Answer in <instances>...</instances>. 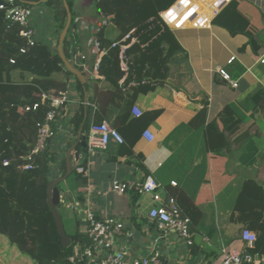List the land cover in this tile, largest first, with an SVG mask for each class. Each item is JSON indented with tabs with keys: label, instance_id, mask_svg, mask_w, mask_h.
Instances as JSON below:
<instances>
[{
	"label": "trees",
	"instance_id": "16d2710c",
	"mask_svg": "<svg viewBox=\"0 0 264 264\" xmlns=\"http://www.w3.org/2000/svg\"><path fill=\"white\" fill-rule=\"evenodd\" d=\"M31 1L39 0H15V3L33 7L29 4ZM74 1L66 0L72 14L70 27L63 41V52L67 59H71L78 49L76 41L71 38L75 27ZM175 1L92 0L94 11L100 16L101 21L109 24L115 35L112 38L106 36L107 26L100 24L97 46L105 53L101 54L98 69L93 77L84 84L76 79V85L81 93L84 91L88 93L91 102L95 101L94 94H96L95 88L91 86L92 83H100V87L105 88V93L113 100L117 101V98L121 100L120 110L113 124L117 130L122 123L126 125L119 131L124 139V143L117 144L119 149L128 146L132 148L140 138V135L133 132L137 125L145 127L149 114L161 112L146 111L140 117H134L131 108L135 99L158 86L165 85L169 63L185 57L174 33L159 16L160 12L166 10ZM43 5L51 8L53 19L62 29L66 20L63 1L47 0ZM235 8L236 3L231 0L212 22L221 13ZM228 29L232 33L243 31L238 28ZM20 30V26L6 18L5 11L0 9V236L7 241L6 248L0 254V264H76L70 261V257L75 254L77 246L83 248L87 243L86 236L80 231L76 220L75 233L69 235L70 244L67 247L62 245L46 199L47 186L56 175L50 168V164L57 159L52 139L47 140L43 150L33 155L32 168L26 170L21 168L27 162L23 157L33 148L38 129L44 124L48 110L45 104H39L36 109L28 111H24L23 106L40 102L42 92L65 91L67 80H56L53 77L54 73H64L66 76L72 74L64 67L57 51L53 52L37 39L33 44H28L20 36ZM131 30H134L132 35L136 40L133 43L129 40L122 41ZM260 31L259 34L264 33V28ZM123 44L128 45L123 52L126 71L121 69L119 58L120 45ZM76 67L80 70L82 68ZM90 68L92 69V66ZM224 69L233 79H237L245 72V68L235 58ZM15 71H18L19 80L12 78ZM25 74L31 75L32 79H26ZM263 93L264 91L258 86L240 101L225 105L211 118L207 113L206 94L199 92L189 95L191 100L200 102L202 108L188 122L181 124L187 129V133L192 135L193 143L201 145L195 155H202L205 159L206 175L199 184L198 193L205 187L210 191L207 196L201 197L202 201L199 203H204L202 206H199V203L195 204L193 210L185 207L184 214L191 219V222L193 220L195 225L203 229L211 240L218 242L220 236H223V226L228 221V212L234 207L243 219L248 220L251 224V229H248L254 231L256 235L255 242L247 249L251 254L264 253L263 189L254 179L245 180L228 174L225 162L231 153L232 143L238 144L254 135L253 130L256 128L250 114L261 106ZM84 107V105L80 106L72 122L75 134L83 123L81 136L85 137L89 124L84 116ZM63 113L62 107L60 114ZM59 120L57 116L51 123L53 131ZM76 148L78 151L85 150V147H81L79 143ZM130 154L131 151L128 149L127 156ZM4 160L8 161L7 166L2 164ZM65 169L64 160L60 172L63 174ZM72 173L75 174L78 185L87 183V176L76 172V164L72 167ZM175 183L178 185L177 182ZM58 187L61 191L59 185ZM228 187L229 189H226ZM225 190L229 192L228 197L232 200L230 203L225 197ZM130 194L131 204H134L139 194L133 189L130 190ZM176 198L181 201L180 194H177ZM80 199H83V195ZM219 199L223 200L222 206L226 203L228 205L227 212L224 209L221 215L215 207L218 206ZM60 208H62L61 204L57 206L58 210ZM205 213L206 218L211 216V223L208 225H205V222L198 223ZM97 216L101 217L98 214ZM198 251L200 252L196 244L189 245L190 253ZM201 252L208 259V263L216 256L207 249H201Z\"/></svg>",
	"mask_w": 264,
	"mask_h": 264
},
{
	"label": "crops",
	"instance_id": "0c3cea01",
	"mask_svg": "<svg viewBox=\"0 0 264 264\" xmlns=\"http://www.w3.org/2000/svg\"><path fill=\"white\" fill-rule=\"evenodd\" d=\"M215 1L177 0L165 13L169 29L174 33L185 57L169 63L165 85L158 86L145 95H139L133 102V105L140 108L143 113L156 110L161 112L149 114L145 127L137 125L133 132L140 135V138L132 148L128 146L119 149L118 145L112 141L105 148L94 150V153L83 162L88 181L86 184L93 192L94 208L97 214L101 217L122 218L126 229L133 233V236L125 239L120 247L131 255H145L158 250L164 264H194L192 257L207 261L201 249H207L216 254L211 258L212 261L220 258L222 249L241 251L245 247V243L240 238L241 231L245 227L251 229L248 220L243 219L234 207L228 212V221L223 226V236H220L218 242L211 240L192 220V243L198 246L200 252L190 253L189 246L176 232L157 230L154 220L149 217L154 203L148 195H139L137 201L131 204V189L124 194H119L113 190L112 186L115 180L133 184L144 180V177L152 176L161 184V192L165 191L175 198L177 194H180L181 201L179 202L177 198L176 200L182 211L185 207L193 210L195 204L202 201L201 197L210 193L207 187L198 193L199 184L206 175L205 159L202 155H195L201 145L194 144L191 140L192 135L188 134L187 129L181 125L188 122L202 108V104L195 99L191 100L189 95L199 92L206 94L207 113L211 118L217 115L225 105L240 101L258 86L264 91V62L261 61L264 56V33L259 34L262 31L260 29L264 28V18L260 10L249 0L235 1V10L221 13L211 23L210 18L216 7ZM73 9L75 27L71 38L76 41L78 49L68 60L74 66L82 67V63L88 65L89 70L81 68L86 75V83L93 77L90 67L102 54V50H99L97 46L100 24L107 26L106 36L112 38L115 32L111 31L107 22L100 20V16L92 7V0H75ZM32 25L35 38L46 44L53 52L57 51L61 29L59 23L53 19V12L46 11L42 7L37 8L33 13ZM228 28H238L243 31L232 33ZM231 57L245 68V72L236 79L238 82L236 88L228 86L215 71L216 67L229 65L228 60ZM27 75L29 74H25V77ZM53 77L56 80H67L65 90L68 96V102L63 107L64 113L58 115L60 120L56 122L57 127L52 137L57 159L50 164V168L56 174L54 177L56 178L62 175L61 164L65 160L67 150L78 141V133H74L72 119L80 106H85L84 116L89 126L101 120H106L113 126L120 110L121 100L118 98L117 101L113 100L105 93V88L100 87V83H92L91 86L95 88L96 94H94L95 101L91 102L87 92L81 93L78 90L76 78L73 75L54 73ZM31 79L32 76L29 75L28 80ZM260 104L261 106L250 114L256 128L253 130L254 135L244 139L243 142L230 145L231 153L226 159L225 167L228 174L257 181L262 186L264 194V98ZM121 127L126 125L122 123L118 131ZM145 129H149L154 134L151 142L142 137ZM127 148L131 151L129 156H127ZM77 152L80 151L75 146L70 153L72 167L76 164ZM171 181L177 182L178 185H170ZM86 184H79L76 188L77 193L69 190L68 185L65 184V190L60 191L61 196L76 200L85 192ZM226 191L225 197L230 203L232 200L228 197L229 192ZM219 200L218 206L215 207L221 215L222 210L225 209L227 212L228 205L226 203L222 206L223 200ZM202 204L204 203L198 205L202 206ZM59 212L65 232L68 236L74 235L75 212L64 206ZM63 214H67L65 219L68 222L66 225L69 231L66 229ZM206 215V213L203 214L198 223L210 224L211 216L206 218ZM6 246V238L0 236V254Z\"/></svg>",
	"mask_w": 264,
	"mask_h": 264
},
{
	"label": "built area",
	"instance_id": "2783aa9c",
	"mask_svg": "<svg viewBox=\"0 0 264 264\" xmlns=\"http://www.w3.org/2000/svg\"><path fill=\"white\" fill-rule=\"evenodd\" d=\"M230 1L231 0H216L214 2L216 7H214V13L210 18L211 23L213 18ZM249 1L260 10L264 18V0ZM176 2L177 0L173 4ZM173 4L159 13L160 18L168 28L169 26L165 19V13L173 6ZM0 9L5 11L6 18L20 26V36H22L28 44H33L36 40L35 31L32 25V17L35 11L34 8L16 4L15 0H2L0 2ZM133 31L134 30H131L127 33L122 38V41L129 40L130 43H133L136 40L132 35ZM127 46L128 45L126 44L120 45L119 53L121 69L124 71L127 70V67L124 62L123 52ZM102 53H105V51L102 50ZM233 59L234 58L231 57L228 62L230 63ZM99 61L100 57L92 65V74L97 71ZM261 61L264 62V56L261 58ZM82 68L84 70H89L88 65L85 63H82ZM215 71L219 77L228 84V86L232 88L237 87V80L233 79L224 67H216ZM67 102L68 96L66 90L58 92L51 90L49 92L41 93L40 102L23 106V110L28 111L36 109L39 104H45L48 106V110L45 114L44 124L38 129L37 139L33 148L27 156L23 157L27 162L21 166L22 169L26 170L34 166L33 155L43 150L46 146L47 140L52 139L54 136L55 131L51 129V123L55 121V118L58 115H60V109L64 107ZM131 113L135 117H139L143 112L136 105H133ZM142 137L148 142H151L154 139V134L149 129H145L142 133ZM84 139L86 143L85 150L77 152L76 158V172L82 174H86V168L82 162H85L87 157L94 153V150L105 148L112 141L116 144L124 143V139L120 132L106 120L91 123ZM2 164L7 166L8 161L4 160ZM87 184L85 192L82 194V200L80 198H77L76 200L67 199L61 196L60 193V204L75 212L76 220L79 223V229L85 234L87 239V243L83 248H80V258L77 257L76 248L75 254L70 257V261L76 264H164L162 255L158 250H154L145 255H131L120 247V244L125 239L133 236L132 231L126 229L125 221L122 218L116 216H97V212L94 208L93 192ZM170 185L175 186V181H171ZM112 186L113 190L119 194H124L128 190L133 189L139 195H148L154 203L153 208L149 212V217L154 220L157 230L159 232L172 230L184 239L188 246L192 244L191 219L184 214L173 195L167 194L165 191H160L162 189L161 184L152 178V176H147L144 180L133 184L126 181L115 180L113 181ZM240 238L245 243V247L241 251H227L222 249L220 258L217 260L208 263L201 258L192 257L193 263L264 264V253L251 254L247 251L256 240L254 231L248 228H243Z\"/></svg>",
	"mask_w": 264,
	"mask_h": 264
},
{
	"label": "water",
	"instance_id": "95a60500",
	"mask_svg": "<svg viewBox=\"0 0 264 264\" xmlns=\"http://www.w3.org/2000/svg\"><path fill=\"white\" fill-rule=\"evenodd\" d=\"M46 1L47 0L31 1V2H29V4L32 6H36L40 3H45ZM62 1H63L65 11H66V20H65L64 26L61 29L60 34L58 36L57 53H58L59 57L61 58L66 70L69 71L80 83L84 84L86 81L85 73H83L78 67L74 66L65 57V54L63 52V41H64V39L68 33V29H69L70 24H71L72 14H71V10H70L66 0H62ZM82 126H83V123L81 124V126L78 130V134H77V140L78 141L75 142L66 152V156H65L66 169H65V172L62 175L57 176L56 178H53L50 181V183L48 184L47 191H46L47 203H48V206H49L51 213L53 215L54 223L56 225L59 236L61 238V243H62V245L66 246V247L70 244L71 240H70V237L65 232L61 214H60L59 210L57 209V206L60 204V193H61L58 185H59V183L63 182L72 172V166L70 163V153L73 150V148L75 146H77L78 143L83 148L86 145L84 136H81ZM76 157H77V154H76ZM77 257L80 258V246H77Z\"/></svg>",
	"mask_w": 264,
	"mask_h": 264
},
{
	"label": "rangeland",
	"instance_id": "374dc122",
	"mask_svg": "<svg viewBox=\"0 0 264 264\" xmlns=\"http://www.w3.org/2000/svg\"><path fill=\"white\" fill-rule=\"evenodd\" d=\"M234 2L236 1H240V0H233ZM43 8L44 10H46V11H51L52 12V10H51V8H49V7H47V6H45V5H43V3H40V4H38V5H36V6H33V8L35 9V10H37V8L39 9V8ZM12 78L14 79V80H19V76H18V71H15V72H13V74H12ZM26 78H28L29 79V75H27V77ZM65 184H67L68 185V187H69V190H74L76 193H77V186H78V181H77V179H76V177H75V174L74 173H72V174H70L63 182H61V183H59V186H60V189L62 190V192L65 190V187L66 186H64ZM75 193V194H76ZM71 194V193H70ZM63 217H64V220H65V225L68 223L67 222V220L65 219V218H67V214H63ZM66 229H67V231H69L70 229H69V227L66 225Z\"/></svg>",
	"mask_w": 264,
	"mask_h": 264
},
{
	"label": "clouds",
	"instance_id": "9594fccd",
	"mask_svg": "<svg viewBox=\"0 0 264 264\" xmlns=\"http://www.w3.org/2000/svg\"><path fill=\"white\" fill-rule=\"evenodd\" d=\"M60 34V33H59Z\"/></svg>",
	"mask_w": 264,
	"mask_h": 264
}]
</instances>
